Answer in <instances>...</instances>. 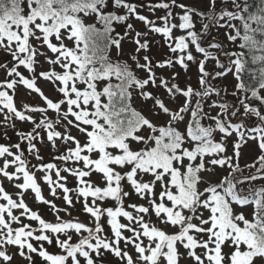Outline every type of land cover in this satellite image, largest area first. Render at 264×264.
Returning <instances> with one entry per match:
<instances>
[{
    "label": "snow or ice",
    "instance_id": "6c2138e0",
    "mask_svg": "<svg viewBox=\"0 0 264 264\" xmlns=\"http://www.w3.org/2000/svg\"><path fill=\"white\" fill-rule=\"evenodd\" d=\"M0 264H264V0H0Z\"/></svg>",
    "mask_w": 264,
    "mask_h": 264
}]
</instances>
